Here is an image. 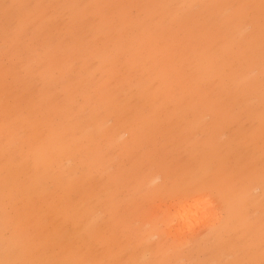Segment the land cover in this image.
<instances>
[{"label":"rangeland","instance_id":"1","mask_svg":"<svg viewBox=\"0 0 264 264\" xmlns=\"http://www.w3.org/2000/svg\"><path fill=\"white\" fill-rule=\"evenodd\" d=\"M5 4L22 6L8 9V25ZM259 5L0 0V223L7 199L51 259H235L244 240L225 235L221 246L219 233L204 231L189 238L188 221L211 211L203 201L186 219L179 205H162L174 242L141 207L166 184L222 167L236 182L224 195L235 196L241 224L256 204L258 245ZM16 22L20 30L10 31Z\"/></svg>","mask_w":264,"mask_h":264},{"label":"snow or ice","instance_id":"2","mask_svg":"<svg viewBox=\"0 0 264 264\" xmlns=\"http://www.w3.org/2000/svg\"><path fill=\"white\" fill-rule=\"evenodd\" d=\"M10 6L4 5L5 22L8 25ZM130 14L135 13L136 6H128ZM254 7V6H249ZM261 12V93L264 97V0H260ZM12 32L20 30L18 22L13 23L9 29ZM264 107V104H262ZM260 182L264 186V156L261 158ZM234 178L222 167H209L204 173H194L186 176L176 183L166 184L155 193L147 194L142 209L150 224L154 226L163 237L174 242L175 237L169 231L167 212L163 208L165 203H182L195 197L203 201L211 210L203 219L188 221L187 234L195 239L200 232L219 233V245L230 243L225 235L245 242L234 247L238 258L230 260H198L183 261L180 264H264V192L259 199V243L255 242L256 204L250 202L245 210L246 219L240 223L241 213L235 205V196L232 200L225 198V192L234 193ZM3 220L0 223V264H96L87 259H51L48 258L50 246L37 243L30 226H25L10 209L7 199L2 209ZM140 238L139 233L133 234ZM246 238V239H245ZM108 264H120L118 261ZM153 264H175L172 261H155Z\"/></svg>","mask_w":264,"mask_h":264},{"label":"bare ground","instance_id":"3","mask_svg":"<svg viewBox=\"0 0 264 264\" xmlns=\"http://www.w3.org/2000/svg\"><path fill=\"white\" fill-rule=\"evenodd\" d=\"M203 204V202L201 200H198V199H193V200H188V201H185V202H182V203H174L171 207H174V206H178L181 207V211L179 212V216L180 217H183L184 219H186V212L188 210H196L198 209L201 205ZM204 206H202L203 208ZM175 208V207H174ZM186 216V217H185ZM204 236V235H202ZM199 238V237H198Z\"/></svg>","mask_w":264,"mask_h":264}]
</instances>
